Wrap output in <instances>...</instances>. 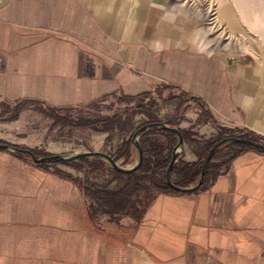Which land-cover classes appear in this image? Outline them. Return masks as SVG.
Segmentation results:
<instances>
[{
	"label": "crops",
	"instance_id": "1",
	"mask_svg": "<svg viewBox=\"0 0 264 264\" xmlns=\"http://www.w3.org/2000/svg\"><path fill=\"white\" fill-rule=\"evenodd\" d=\"M257 1L217 0V17L236 38L226 49L170 0H0V143L34 150L33 140L17 137L24 113L62 128L45 112L63 118L111 97L136 105L155 99L157 118L183 135L178 169H196L205 142L230 130L264 143ZM111 132L96 136L92 150L131 162L128 140L122 154L109 153ZM140 143L142 167L132 177L91 162L100 182L74 164L50 170L0 150V264H264V152L212 160V181L174 193L148 180L149 150L165 158L174 139L155 130ZM180 179L172 173L173 183Z\"/></svg>",
	"mask_w": 264,
	"mask_h": 264
},
{
	"label": "rangeland",
	"instance_id": "2",
	"mask_svg": "<svg viewBox=\"0 0 264 264\" xmlns=\"http://www.w3.org/2000/svg\"><path fill=\"white\" fill-rule=\"evenodd\" d=\"M170 2L171 5L178 10V12L183 14L184 18L191 20L195 27L199 28L200 30H203L206 33V37H208L211 44L226 47V49H231L234 46L236 42L235 33L217 17V0H170ZM223 2H225L227 5L234 4V0H223ZM242 3H244V1H242ZM247 3L250 2L247 1ZM254 3H257L258 7L262 9L264 8V0H258ZM247 24H249L248 19L247 23H245L244 25ZM246 31L249 32V28ZM245 35L247 36L244 37ZM242 36V40H244L245 38H247L248 40L250 38L247 33H243ZM153 100L154 101H152V99L141 100L140 105H136L130 104L129 102H123L122 100H119L115 97H111L106 99L103 103L93 105L86 109L80 108L70 110L69 112H62L61 115L67 121L65 124L67 125V127L65 126L62 128L54 127L51 121L44 118L39 113L26 112L23 114L21 123L16 129L17 132H19L17 137L23 142L33 140V143L30 146L34 147V150H30L25 144L20 145L18 148L30 150L32 152L34 151L38 154V157L52 154H72L94 151L92 149L95 146V137L100 136L104 132L96 133L89 130L76 129L74 127L83 120H89L95 122L96 128H103L104 124L103 122H101V120L118 114L121 115V122L119 125H114L113 129L110 130L112 132L109 134L110 139L108 141V144L110 147L112 145L113 146L109 150V153H113L112 155H114L116 151H118L122 154L124 152V147L122 146V143L127 142L128 140L130 143V149L132 150L133 160L126 164H121L117 161L116 162L117 164L123 167H131L136 161V152L130 140L135 130H137L140 126L149 123L145 113L141 110H146L147 112H150L151 114L157 117L156 114H158V109L151 108L153 102H156L155 99ZM165 101L170 102L174 100L167 99ZM137 108L140 110H137ZM183 110L179 114H182ZM157 119L159 122L164 123L161 119ZM225 130H228V128H225ZM216 136L213 140L214 143L226 137V134H223L220 139H217ZM103 148H105V146ZM218 150L219 152L213 159L215 164L227 162L234 154L239 152L237 148L232 146H223ZM108 155L111 156V154ZM22 156H24V158L29 164H35L26 154L24 155V153H22L21 157ZM111 157L113 158V156ZM86 160L87 161H85L84 163H73L75 162L73 161L69 164H74L76 166H79V168L82 167L86 172H88V174H90V178H92L93 182H100V180H102L103 175L100 173L101 171L98 170L99 167L95 165L90 166L91 162L98 159L89 158ZM41 166L53 170L56 168H60L62 165L49 163L42 164ZM107 168L110 169L109 167Z\"/></svg>",
	"mask_w": 264,
	"mask_h": 264
},
{
	"label": "water",
	"instance_id": "3",
	"mask_svg": "<svg viewBox=\"0 0 264 264\" xmlns=\"http://www.w3.org/2000/svg\"><path fill=\"white\" fill-rule=\"evenodd\" d=\"M149 130H159V131H166L174 135L176 139V143L172 148L171 152V157L169 164L165 170V179H166V185L173 189L176 192H181V193H194L198 192L200 190V187L203 183V178L205 175V172L212 160V156L214 153L221 147L228 145V144H239V145H244L248 146L252 149L259 150L261 152H264V143L256 140H251L248 138H243V137H224L218 141H216L210 149L207 151L201 168L200 172L198 175V179L196 183L192 186H180L172 182L171 180V175L173 168L178 161V158H180L183 150V136L181 132L173 127L169 126L165 123L162 122H149L146 123L142 126H140L135 132L133 133L131 137V144L136 152V161L131 167H123L108 154H105L103 152L99 151H87V152H82V153H72V154H52V155H47V156H42V157H37L35 154L30 151V150H24L9 144L5 143H0V150L2 151H7V152H18V153H24L26 154L33 163L35 164H49V163H70L73 161L77 160H82V159H89V158H96L100 160L102 163H104L107 167H109L111 170L115 172H119L122 174H130L133 172H136L143 160V150L140 145V137L146 133Z\"/></svg>",
	"mask_w": 264,
	"mask_h": 264
},
{
	"label": "trees",
	"instance_id": "4",
	"mask_svg": "<svg viewBox=\"0 0 264 264\" xmlns=\"http://www.w3.org/2000/svg\"><path fill=\"white\" fill-rule=\"evenodd\" d=\"M132 99L133 98H130V101H132ZM137 110H140V109L137 108ZM141 111L145 113V115H146V117H147V119H148L149 122H157L158 121L157 117L155 115L151 114L150 112H147L146 110H141ZM45 115H47L48 117H50L51 119H53L55 121V123H57V124L60 123V124H64L65 125L66 122H67L66 119L60 118L59 116H57V114L52 113V112H45ZM101 122H103V124H104V127L103 128H96L95 122L89 121V120H83V121L79 122L77 124V126L84 127V128H91V129H93L94 131H97V132H106V131H110L111 129H113L114 125H119L120 124V122H121V115L116 114L114 116H111V117H108L106 119L101 120ZM150 131H155V130H150ZM235 132H236L235 130L230 131L231 134L227 133L226 134V137L227 136L243 137V138H248V139H251V140L260 141V138L254 136L253 134H251L249 132L244 133V134H235ZM166 133L168 135H170L174 139V143L168 149L165 158H159V156H160V153L159 152H156V151H153V150H149V153L153 156L154 161H153L152 166L149 168L148 180H149L150 184L153 187H156L158 190H161V191H164V192H174V193H177L173 189L169 188L166 185L165 170H166V168H167V166L169 164V161H170L172 148H173V146L176 143V139H175L174 135L171 134V133H169V132H166ZM222 135L223 134H219L218 136H216L217 139H220ZM213 144H214L213 141H206L205 142V146L203 148L202 157H201L202 160L199 162V165H198V167L196 169H193V167H189L187 165H182V167L180 169H178V166H177L178 161L176 162V164H175V166L173 168L172 173H177L178 175H180L181 179L177 183H175V184L180 185V186H188L190 183H194V182L197 181L198 175H199V172H200V168H201V165H202V162H203V159H204L207 151L210 149V147ZM140 145H141V143H140ZM230 146L237 148L239 150V152H242V151H244L246 149H252V148H250L248 146L239 145V144H228V145H226L224 147H230ZM141 148H142V145H141ZM218 152H219V150H217L214 153V155L212 156V160L216 157V154ZM239 152H237L236 154H238ZM33 153L35 154V156L38 157V154L36 152L33 151ZM236 154H234L230 158V160ZM81 161H87V160L86 159H82ZM96 161L101 166H105V164L102 163L100 160H96ZM52 163H54V162H52ZM54 164H62V163H54ZM141 167H142V164H141V166H140L139 169H141ZM157 174L160 175L161 179H160V181H157L156 182L155 181V176ZM217 174H218V167L217 166L215 167L213 164H209V166H208V168H207V170L205 172V175H204V178H203V183H202L200 189L205 184H207L208 182L212 181L213 178ZM133 175H134V172L128 174L129 177H132ZM128 189H130V186H127V189H125V191L128 190Z\"/></svg>",
	"mask_w": 264,
	"mask_h": 264
}]
</instances>
